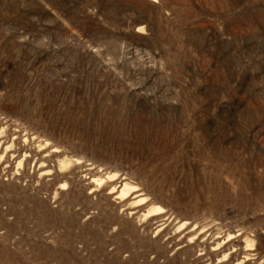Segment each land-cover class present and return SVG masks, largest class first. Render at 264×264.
<instances>
[{
  "label": "rangeland",
  "instance_id": "374dc122",
  "mask_svg": "<svg viewBox=\"0 0 264 264\" xmlns=\"http://www.w3.org/2000/svg\"><path fill=\"white\" fill-rule=\"evenodd\" d=\"M0 264H264V0H0Z\"/></svg>",
  "mask_w": 264,
  "mask_h": 264
},
{
  "label": "bare ground",
  "instance_id": "6f19581e",
  "mask_svg": "<svg viewBox=\"0 0 264 264\" xmlns=\"http://www.w3.org/2000/svg\"><path fill=\"white\" fill-rule=\"evenodd\" d=\"M153 1V0H152ZM155 1V0H154ZM159 211V210H158Z\"/></svg>",
  "mask_w": 264,
  "mask_h": 264
}]
</instances>
